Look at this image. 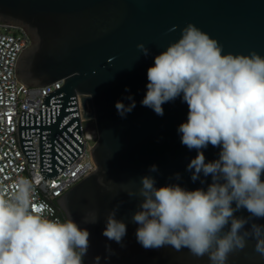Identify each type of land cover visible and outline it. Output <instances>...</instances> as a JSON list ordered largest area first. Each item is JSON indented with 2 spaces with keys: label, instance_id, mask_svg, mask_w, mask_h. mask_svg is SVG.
<instances>
[{
  "label": "water",
  "instance_id": "95a60500",
  "mask_svg": "<svg viewBox=\"0 0 264 264\" xmlns=\"http://www.w3.org/2000/svg\"><path fill=\"white\" fill-rule=\"evenodd\" d=\"M189 23L216 39L223 54L255 51L264 57V0H0V24L20 27L31 39L18 59L17 79L27 88L64 79L62 87L45 94L38 115L22 111L19 118L20 145L32 163V136H39L45 180L55 179L83 152L76 95H86L84 126L97 136L91 150L96 169L57 198L65 217L71 213L90 233L85 264H210L207 255L194 257L187 248L145 249L132 222L143 176H152L156 187L206 190L212 183L203 173L193 182L187 168L197 150L181 143L178 128L188 115L182 95L162 105V116L141 103L154 57ZM141 43L150 50L147 56L137 48ZM117 101L126 106L134 101L135 107L122 118ZM220 150L209 144L201 151L211 162ZM152 165L156 172L149 171ZM129 191L137 196L129 197ZM117 207L115 218L127 226L123 246L102 235L106 217ZM94 214L96 223H84ZM235 215L249 213L241 209ZM251 222L264 225V219ZM255 244L247 238L227 264H264Z\"/></svg>",
  "mask_w": 264,
  "mask_h": 264
},
{
  "label": "clouds",
  "instance_id": "9594fccd",
  "mask_svg": "<svg viewBox=\"0 0 264 264\" xmlns=\"http://www.w3.org/2000/svg\"><path fill=\"white\" fill-rule=\"evenodd\" d=\"M137 48L149 54L144 44ZM147 79L141 103L159 116L164 103L182 95L188 115L178 132L183 145L197 150L187 168L193 182L203 173L212 183L206 190H187L178 184L156 187L152 176L141 177L142 200L132 214L137 242L145 249L187 248L194 257L207 255L210 264H227L251 237L264 257V225L250 223L264 219V57L255 51L223 54L216 39L189 23L154 57ZM115 107L124 118L135 102L117 101ZM209 144L221 150L218 159L206 162L201 150ZM149 171L156 172V165ZM32 192V183L21 178L10 196H0V264H83L89 231L71 213L64 220L48 218L47 205L34 207ZM118 207L106 217L102 235L122 245L127 226L115 218ZM241 209L249 216L237 217ZM97 219L84 217V223Z\"/></svg>",
  "mask_w": 264,
  "mask_h": 264
},
{
  "label": "built area",
  "instance_id": "2783aa9c",
  "mask_svg": "<svg viewBox=\"0 0 264 264\" xmlns=\"http://www.w3.org/2000/svg\"><path fill=\"white\" fill-rule=\"evenodd\" d=\"M30 43V37L22 28L0 24V196H10L14 185L21 178L27 179L33 185L34 207L47 205L44 212L48 218L64 220L59 213L57 198L96 169L91 150L97 136L85 129L84 123L89 120L83 107L86 95L78 93L83 152L55 179L45 180L40 173L39 136H32L35 163L28 161L19 140L20 115L22 111L38 115L45 94L64 85V79H60L45 87L27 88L17 79L18 59Z\"/></svg>",
  "mask_w": 264,
  "mask_h": 264
},
{
  "label": "trees",
  "instance_id": "16d2710c",
  "mask_svg": "<svg viewBox=\"0 0 264 264\" xmlns=\"http://www.w3.org/2000/svg\"><path fill=\"white\" fill-rule=\"evenodd\" d=\"M59 213L61 214V216L65 219L66 217H65V215H64V212L59 208ZM83 264H85L84 263V261H83Z\"/></svg>",
  "mask_w": 264,
  "mask_h": 264
}]
</instances>
